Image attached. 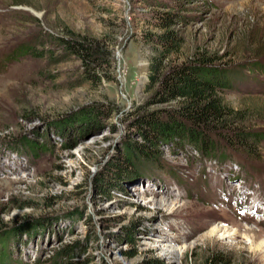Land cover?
I'll return each mask as SVG.
<instances>
[{"label":"rangeland","instance_id":"1","mask_svg":"<svg viewBox=\"0 0 264 264\" xmlns=\"http://www.w3.org/2000/svg\"><path fill=\"white\" fill-rule=\"evenodd\" d=\"M177 1L0 0V223L41 221L6 239L0 264H197L215 250L231 264H264L248 237L264 239V213L248 214L254 203L264 207V139L248 150L215 128L214 152L225 160L177 138L162 141L155 157L137 127L139 115L161 110V119L174 105L152 103L157 46L145 31L156 29L147 23L155 9ZM182 3L183 48L171 59L215 57L228 69L221 94L256 109L247 127L264 132V0ZM54 34L106 41L103 81L85 78L75 54L56 61L25 51L40 39L36 49L62 55ZM131 143L143 150L133 153ZM35 144L38 155L29 151ZM216 226L240 232L228 237ZM67 245L76 248L66 258L58 252Z\"/></svg>","mask_w":264,"mask_h":264},{"label":"trees","instance_id":"2","mask_svg":"<svg viewBox=\"0 0 264 264\" xmlns=\"http://www.w3.org/2000/svg\"><path fill=\"white\" fill-rule=\"evenodd\" d=\"M182 2L183 0H179L173 3L171 8L168 3V9H155L153 15L147 19V23L154 25L156 28L154 31H145L146 39L155 42L157 46V51L152 56L149 65V77L152 82L150 89L155 88L154 94L156 93L152 103H174V105H172L171 110H166L168 114L164 118L161 117V119V110L139 115L137 127L139 125L140 134L152 147L150 149L148 146L150 150L146 148V152L147 154L153 153L157 157L156 149L162 141L177 138L192 143L195 148L200 149L205 155L213 157L215 154L220 159L225 160L227 154L221 152L218 155L214 152L218 141H215L211 133L216 130L215 128L227 134L226 138L228 140L235 137L239 139L240 144L242 143L245 149L255 151L257 149L255 147L264 139V132L248 128L247 125H249L250 119L259 115L255 113L256 109L250 110L251 106H248V108L234 106L221 94L229 82L228 69L213 64L216 58L208 56L203 51L193 54L188 62L175 63L171 59L175 52H179L183 48L184 40L180 28L177 26L179 20L185 18L179 11L184 9ZM53 39L57 45L64 47V52L58 57L54 55L53 49L49 51L47 49L46 51L36 49V43H44V40L37 41L40 39H36L34 44L33 42L29 44L25 51L29 50L39 56L49 52L56 61L62 56L68 57L75 54L81 58L85 65L83 73L85 78L87 77L97 83L103 81L101 67L102 65L104 67L106 59L111 55V50L103 49V46H107L106 41L88 40L86 42L82 38L78 40L55 34L52 37ZM108 63L110 62L108 61ZM102 105L103 103L97 104L96 111L102 112ZM28 142L31 141L29 139L24 140L23 144L30 145ZM131 146L136 150L131 149L135 154L143 150V145L137 146L131 143ZM37 148L35 144L29 151L38 155ZM131 158L135 159V156ZM116 169L119 170V167L116 166ZM100 182L102 191L109 192L110 189H113L109 173L103 172ZM21 218L20 221L14 220L15 223L10 228H7L9 225L0 223V249L4 247L6 239L11 235L22 234L29 227L41 223L36 217L22 216ZM134 232L133 227L129 228V233L134 234ZM75 248L74 245H67L58 254L62 257H70ZM229 260L228 254L215 250L197 261V264H231ZM65 263L73 264V261L67 259ZM85 264L108 263H90L87 261ZM144 264L164 263L161 259L154 257L146 260Z\"/></svg>","mask_w":264,"mask_h":264},{"label":"bare ground","instance_id":"3","mask_svg":"<svg viewBox=\"0 0 264 264\" xmlns=\"http://www.w3.org/2000/svg\"><path fill=\"white\" fill-rule=\"evenodd\" d=\"M215 230L221 231L223 234H225L228 237H233L234 234H236L237 232L238 233L240 232V231H237V232H233L231 234L230 230L226 226H223V227L222 226H216ZM246 233H248L247 230L245 231V235L248 236ZM248 237H249L251 247L259 250L261 254H264V239H259L255 234H253L252 237H250V236H248Z\"/></svg>","mask_w":264,"mask_h":264}]
</instances>
